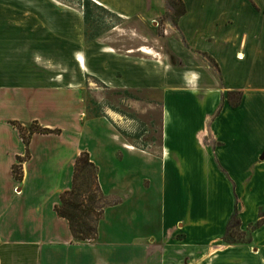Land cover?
<instances>
[{
	"label": "crops",
	"instance_id": "0c3cea01",
	"mask_svg": "<svg viewBox=\"0 0 264 264\" xmlns=\"http://www.w3.org/2000/svg\"><path fill=\"white\" fill-rule=\"evenodd\" d=\"M93 1L141 22L158 23L167 10L166 0ZM182 1L174 29L190 48L166 37L181 63L168 76L151 77L143 47L123 58L104 49L101 34L85 42L83 15L74 32L82 44L66 53L53 52L48 41L69 38L67 18L0 16V264H264V223L249 243L223 241L235 209L241 230L264 209V6ZM243 3L254 18L237 16ZM191 50L213 60L219 80L192 68L198 59ZM67 64L76 80L62 79ZM83 75L109 88H161L157 149L134 146L106 116H87ZM228 91L240 92L236 106ZM34 120L61 132L31 134L17 179L12 167L26 146L12 122ZM92 122L103 129L83 140ZM82 151L109 205L96 237L76 240L54 206Z\"/></svg>",
	"mask_w": 264,
	"mask_h": 264
},
{
	"label": "rangeland",
	"instance_id": "374dc122",
	"mask_svg": "<svg viewBox=\"0 0 264 264\" xmlns=\"http://www.w3.org/2000/svg\"><path fill=\"white\" fill-rule=\"evenodd\" d=\"M93 1V0H92ZM237 3V0H232ZM242 1V0H241ZM240 1V2H241ZM264 6V0H255ZM246 2V1H245ZM255 9H260L254 0H247ZM257 3V4H258ZM87 6L85 0H0V16L21 15L25 17L35 15H51L56 17L67 18L69 22L70 35L67 39H53L48 41V46L53 52L59 51L66 53V49L78 50L82 44V39L75 35V29L82 25V5ZM91 8L90 18L100 14L93 5H88ZM167 10L164 14L157 18L158 23H153L152 20L141 22L140 19L133 18H115L106 17L105 25H97L93 20L88 19L84 28L85 35L101 34L102 45L107 44L106 51L116 53L117 57L125 58V55L130 48L143 47L148 50L150 62L151 77L155 75L172 74L174 68L181 67L178 56L171 52L168 43L171 37L174 40H179L185 47H189L185 38L174 29L175 21H173V7L166 0ZM235 6V4H234ZM237 8V16L241 18H254L248 4L235 6ZM168 21L171 25H165ZM113 28L107 29L109 25H114ZM85 39V37H84ZM186 41V42H185ZM89 42V41H85ZM87 51V50H86ZM94 47L91 46L88 50L92 56ZM192 54L198 59V66H193V69L210 70L213 72L217 80L220 79V74L215 69L213 60L203 52L191 50ZM106 62V61H105ZM69 64V63H68ZM66 65L62 71L64 78L76 80L78 71L73 66ZM124 64V62H123ZM188 68V65L183 64ZM182 66V67H183ZM61 70V67L54 66ZM174 69V70H173ZM40 73L41 71H37ZM69 73V74H67ZM118 76L120 73H116ZM81 80L85 81L84 99L86 105L87 116H106L121 134L129 140L133 145L136 144L140 149H157L160 143L161 136V88L148 87L136 88L130 90L109 88L106 84H102L93 76H81ZM220 82V81H219ZM88 84V85H87ZM94 91H98L94 94ZM100 102H96L94 99ZM25 123L24 125H28ZM23 125V126H24ZM88 126H83L84 136L90 134L91 130L103 129L100 124L87 123ZM29 126V125H28ZM47 160L54 159L51 155V143ZM23 160H18L16 163H23L29 158V153L22 156ZM34 163V162H32ZM18 171L22 172L21 168ZM94 170L87 166L78 176L79 189L84 190L88 194L94 191ZM94 197L96 207L101 205L100 198ZM234 223V222H233ZM247 237V236H246ZM245 237V238H246Z\"/></svg>",
	"mask_w": 264,
	"mask_h": 264
},
{
	"label": "trees",
	"instance_id": "16d2710c",
	"mask_svg": "<svg viewBox=\"0 0 264 264\" xmlns=\"http://www.w3.org/2000/svg\"><path fill=\"white\" fill-rule=\"evenodd\" d=\"M168 1L173 7V21H176L177 18L185 12L184 3L182 0ZM85 2L87 6H85L84 4L82 5V15L85 24L88 19L93 20L97 25H105L106 17H115L117 19L121 18L116 13L112 12L103 5L96 3L95 1L85 0ZM90 4L100 12V14H97L96 17L93 16L92 18H90L91 8L90 6H88ZM114 26L115 24L109 25L107 29H109L110 27L113 28ZM99 35L100 33L92 36L85 35L84 37L86 41H89ZM226 97L231 106H236L239 101L240 92L228 91ZM12 124L19 131L20 137L22 138V141L26 146V154H28L27 147L31 134H59L61 132L60 128L58 127H44L39 125V123L35 120L32 121L29 126H23L15 121H13ZM134 146L137 147L136 144H134ZM21 159L23 160V158L18 157V160L21 161ZM19 166L20 163H15L12 167L13 175L17 179L21 177L20 171H18V169L20 168ZM87 166L92 167L94 170V191L88 194L84 193V190L79 189V184L77 181L80 172L83 171ZM96 194H98L97 196L101 201V205L98 207H96L94 204V197L96 196ZM107 205H109V201L102 193L97 182L96 166L89 160L87 151H82L74 161L71 186L70 188L65 189L61 192L59 203L54 206L55 211L59 216L67 219L71 234L74 239L85 240L93 239L96 237V223L101 218L103 209ZM262 223H264V209H259L257 219L253 223H251L246 230H241L238 214L235 209L229 221L227 222L225 232L223 234V241L225 243H249L251 231H253Z\"/></svg>",
	"mask_w": 264,
	"mask_h": 264
},
{
	"label": "bare ground",
	"instance_id": "6f19581e",
	"mask_svg": "<svg viewBox=\"0 0 264 264\" xmlns=\"http://www.w3.org/2000/svg\"><path fill=\"white\" fill-rule=\"evenodd\" d=\"M142 50L145 52V53H150L148 50L142 48Z\"/></svg>",
	"mask_w": 264,
	"mask_h": 264
}]
</instances>
